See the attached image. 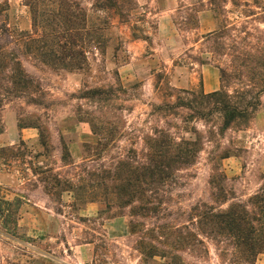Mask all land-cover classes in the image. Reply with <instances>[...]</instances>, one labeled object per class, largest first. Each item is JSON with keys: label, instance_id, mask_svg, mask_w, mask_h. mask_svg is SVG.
<instances>
[{"label": "rangeland", "instance_id": "374dc122", "mask_svg": "<svg viewBox=\"0 0 264 264\" xmlns=\"http://www.w3.org/2000/svg\"><path fill=\"white\" fill-rule=\"evenodd\" d=\"M65 19L84 27L82 55L48 65L40 26L48 33ZM3 23L15 38L8 56L22 61L16 75L24 71L30 86L12 92L7 73L0 74L1 195L23 200L16 227L0 217V264H169L168 253L148 258L139 250L141 237L156 242L154 225L184 224L198 233L191 210L216 205L213 182L225 175L229 195L241 201L264 188V0H0V36ZM222 91L254 109L248 123L222 129L218 104L205 98ZM178 101L185 107L174 106ZM156 130L199 139L201 152L178 173L166 210L144 221L145 234H132L128 217L100 216L99 202L68 192L61 202L51 198L45 175L33 173L76 176L79 170L60 160L63 146L78 165L99 143L107 147L98 165L141 157ZM171 241L167 235L158 245L171 251ZM176 254L181 264H235L231 248L212 241Z\"/></svg>", "mask_w": 264, "mask_h": 264}, {"label": "trees", "instance_id": "16d2710c", "mask_svg": "<svg viewBox=\"0 0 264 264\" xmlns=\"http://www.w3.org/2000/svg\"><path fill=\"white\" fill-rule=\"evenodd\" d=\"M61 13L65 14L66 9L61 8ZM33 25L34 33L38 34V22L34 21ZM56 25L58 26V23L54 21L48 33H45L44 26H40V52L49 58L45 60L48 65L70 64L71 61L78 60L79 54L82 55L80 48L84 43L82 44L79 33L84 27H80L81 24L77 21L68 19L63 20L62 26L59 27L61 30L56 28ZM1 28L5 32L0 36V74L7 73V84L12 92L19 89L25 93L30 86V77L24 71L16 75L15 71L22 70V61L8 56V50L14 44L15 38L5 23ZM91 94L92 92L86 93L83 98H90ZM205 98H210L218 104L223 130L236 124L248 123L254 110L245 105V102H235L233 97L224 91L209 94ZM184 105L178 101L174 106L185 107ZM39 144L48 151L49 146L43 131L40 132ZM22 145L24 146V142ZM146 145V152L141 157L138 154L134 157H124L109 166L98 165L96 162L106 150V144L99 143L96 147H88L87 156L79 165L71 160L69 148L63 146L60 160L64 166L70 165L78 169L76 176L68 178L54 169L41 172L34 170L33 173L45 175L41 181L43 191L51 198L55 196L61 202L62 195L68 192L74 193L75 199L83 203L99 202L102 206L100 216L106 215L107 219L128 217L131 233L145 234L149 230L144 221L157 220L166 210V200L171 194L172 185L178 179V173L194 165L201 152L199 139L176 140L166 130H156L146 139ZM92 151L98 158L93 159L96 154ZM15 157L18 155L13 156ZM213 185L217 191L216 205L199 203L190 213L191 221H197L198 233H192L184 224L154 225L150 231L156 233L158 238L156 242H151L141 237L139 250L142 255L153 258L168 253L173 257L169 264H181L177 260L180 257L176 254L180 249L196 243L206 248L207 242L212 241L216 245L227 244L231 248L235 264H256L259 256L264 254V188L247 201H241L235 194L229 195L234 192L229 187L226 175L219 183L213 182ZM226 204L228 206L223 208ZM22 205V197L6 200L0 189V217L10 219L15 227L18 225V213ZM184 230H187L185 236ZM167 235L172 239L173 249L168 248L171 251L161 250L158 245L161 243L160 238Z\"/></svg>", "mask_w": 264, "mask_h": 264}]
</instances>
